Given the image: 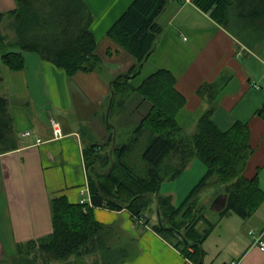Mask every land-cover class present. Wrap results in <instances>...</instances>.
<instances>
[{"label":"crops","instance_id":"obj_1","mask_svg":"<svg viewBox=\"0 0 264 264\" xmlns=\"http://www.w3.org/2000/svg\"><path fill=\"white\" fill-rule=\"evenodd\" d=\"M85 2L93 14L90 28L97 40L99 67L68 75L38 53L24 52L22 69L2 68L1 91L8 99L19 147L0 154V259L14 256L17 243L52 231L51 198L64 195L76 203L88 195L83 148L89 142L85 139L109 145L107 122L114 130L127 131L151 108L148 100L134 92L125 100L124 109L117 105L109 117L111 83L118 74L132 71L136 62L107 31L132 0ZM15 4V0H0V12ZM157 20L162 31L144 62L142 70L148 69L144 75L159 68L173 75L175 88L184 98L178 119L188 129L212 103V118L219 128L226 130L236 121L245 123L252 152L243 174L247 178L257 175L264 192V116L257 112L264 109V43L249 47L191 0L168 2ZM203 83L215 86L216 98L210 104L197 91ZM52 119L58 122L62 136H54ZM114 138L115 132L113 143ZM205 172V164L194 157L175 179L182 181V190L181 183L174 186L167 181L161 193L179 204ZM151 204L154 207V201ZM92 213L95 220L113 227L116 243L112 246L121 250L120 264H228L233 260L264 264V249L256 241L260 236L264 242V198L251 216L229 213L217 222L201 244L200 263L151 227L154 215L149 214L151 222H145L127 209L93 207ZM250 222L251 237L242 229ZM204 225L201 221L197 227L201 231ZM88 257L103 264L101 257Z\"/></svg>","mask_w":264,"mask_h":264},{"label":"trees","instance_id":"obj_2","mask_svg":"<svg viewBox=\"0 0 264 264\" xmlns=\"http://www.w3.org/2000/svg\"><path fill=\"white\" fill-rule=\"evenodd\" d=\"M170 1L173 0H132L107 31L136 62L132 71L118 74L111 83L109 117L117 105L124 109L125 100L134 92L148 100L151 108L130 129L127 138L121 136L123 130L119 133L107 122L111 128L110 144L91 142L84 146L91 204L69 202L64 195L51 198L52 231L17 243L14 256L0 259V264H76L90 255L101 257L103 264H111L109 260L118 256L112 264H120L121 250L107 242L113 227L95 220L93 207L127 209L145 222H151L149 214L154 213L151 227L174 242L190 260L200 263L201 244L222 217L234 213L247 218L260 205L264 192L258 176L247 178L243 174L252 152L248 129L239 121L226 130L214 122L215 107L210 104L216 98L213 84L198 87V93L210 106L188 129L178 119L184 98L176 90L171 73L159 68L134 82L159 38L162 26L157 18ZM191 1L249 47L264 43V0ZM15 3L14 8L0 12V154L19 147L8 99L1 91L3 67L22 69L24 52L38 53L68 75L78 70H95L101 63L90 28L93 14L85 0ZM257 112L264 116V109ZM194 157L205 164L206 172L175 204L171 195L159 191L160 186L175 180ZM209 188L212 199L220 193L226 196V204L215 220L206 217V205L201 202L204 190ZM201 221L206 225L200 231L197 224ZM72 257L76 260L70 262Z\"/></svg>","mask_w":264,"mask_h":264},{"label":"rangeland","instance_id":"obj_3","mask_svg":"<svg viewBox=\"0 0 264 264\" xmlns=\"http://www.w3.org/2000/svg\"><path fill=\"white\" fill-rule=\"evenodd\" d=\"M148 71V69L147 68H143V70H142V72H141V74H139L138 75V77L136 78V80H134V82H139L140 80H141V78H142V76L144 75V73L143 72H147ZM130 129H128L127 131H125V130H123V131H121V133H120V130H119V133L121 134V136L123 137V138H127L128 136H129V134H130ZM86 140V142H97V140L96 139H94L93 141H90V140H88L87 138L85 139ZM118 140H120L119 138H118ZM202 175H200V177H201ZM200 177H198V179L197 180H199V178ZM167 182V181H166ZM193 182H195V181H193ZM168 183V182H167ZM170 183H172V185H177L176 183H181V190H182V188H183V183H182V181L181 180H177V181H171ZM164 185H165V183L164 184H162V186H161V188H160V192H162L163 190H164ZM204 193H206V194H203V197L201 198V202L204 204V205H206V207H205V209H204V213L205 214H207L208 216H209V218L211 217H215L214 219H216L217 218V216H218V214H217V212L218 211H216V210H213L212 208H211V205H212V201L215 199V197L213 198V200L211 201V199H212V190L209 188V189H205L204 190ZM211 201V202H210ZM153 215H154V213H153ZM156 216V215H155ZM153 219H154V221H155V217L153 216ZM249 221H251V220H249ZM252 223H255V219L254 220H252ZM205 225H206V223H205ZM204 225V226H205ZM242 229H244L243 231H244V233L245 234H249V230H254L253 229V226H252V224H251V222H250V224H248V225H246V226H244V227H242ZM250 235V237L252 236V233H250L249 234ZM108 242H109V244L112 246V245H114L115 243H116V241H115V236L112 234L109 238H108ZM111 248H113V247H111ZM113 254L111 253V256H112ZM112 258H113V256H112ZM80 261H78V262H75L76 264H96L95 263V260H90L89 259V257H86V258H80L79 259ZM114 260H118V256H116V258L115 259H113V260H109L110 261V263L112 264V261H114ZM114 263H115V261H114ZM53 264H59V262H54Z\"/></svg>","mask_w":264,"mask_h":264},{"label":"built area","instance_id":"obj_4","mask_svg":"<svg viewBox=\"0 0 264 264\" xmlns=\"http://www.w3.org/2000/svg\"><path fill=\"white\" fill-rule=\"evenodd\" d=\"M51 126L53 128L54 136H56V137L62 136V131H61L60 127H59L58 122H56L54 119H52L51 120ZM26 134H29V132H25L24 133V135H26ZM86 190L88 191V188H86ZM87 193H88V195L86 197H82L80 199V202L81 203H87L88 202L89 204H91L90 197H89V192H87ZM250 233H253V232L250 231ZM256 241L259 242L260 248L264 249V242H263V240L261 239L260 236L257 237ZM228 264H239V263H238V261L233 260V261L229 262Z\"/></svg>","mask_w":264,"mask_h":264},{"label":"water","instance_id":"obj_5","mask_svg":"<svg viewBox=\"0 0 264 264\" xmlns=\"http://www.w3.org/2000/svg\"><path fill=\"white\" fill-rule=\"evenodd\" d=\"M112 102V98L110 99V104ZM226 204V196L225 194H218L215 199L212 201L211 208L216 210H221ZM179 235H181L180 231H176ZM185 242H187L186 239H184Z\"/></svg>","mask_w":264,"mask_h":264}]
</instances>
